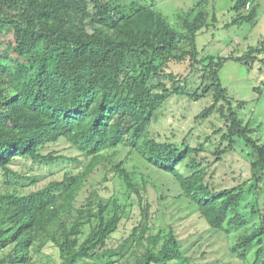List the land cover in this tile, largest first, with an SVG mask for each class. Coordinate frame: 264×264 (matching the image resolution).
<instances>
[{"label":"trees","instance_id":"trees-1","mask_svg":"<svg viewBox=\"0 0 264 264\" xmlns=\"http://www.w3.org/2000/svg\"><path fill=\"white\" fill-rule=\"evenodd\" d=\"M208 4L203 0L172 22L148 0H0V264H36L35 255L50 245L60 264H203L188 254L161 209L154 210L149 187L160 190L150 175L116 162L122 147L172 176L177 198L215 234L244 228L242 202L247 193L259 195L252 210L259 225L231 251L246 261L260 244L253 264H264V144L236 111L245 103L235 108L220 80L226 62L252 67L264 45L240 57L203 56L197 37L208 25ZM232 12L229 26L256 20V0H236ZM185 63V74L171 69ZM177 98L210 99L195 121L215 116L222 125L196 145L194 132L179 141L156 131ZM63 141L89 162L86 170L26 192L37 178L16 171L15 162H78L46 152ZM240 149L250 167L248 190L217 176ZM99 170L102 186L120 182L121 198L102 197L92 187L80 200ZM165 199L160 193L158 202ZM129 208L140 211L137 226L113 246L122 223L132 219Z\"/></svg>","mask_w":264,"mask_h":264},{"label":"rangeland","instance_id":"rangeland-1","mask_svg":"<svg viewBox=\"0 0 264 264\" xmlns=\"http://www.w3.org/2000/svg\"><path fill=\"white\" fill-rule=\"evenodd\" d=\"M148 1L153 3L155 8L169 18L170 21L175 22L178 13L195 8L203 0ZM208 1L209 4L205 7L209 13L208 25L199 32L197 37V46L203 56L240 57L247 54L251 49L264 45V0H256V20L244 21L234 26H229V24L233 21L232 8L236 0ZM7 35L8 38H12L9 34ZM258 56L259 59L250 64L252 67L233 60L226 62L220 71V80L232 98L235 108L237 103H245L244 108H236V111L246 124H250L254 131L253 138L259 141L260 144H264V52ZM171 69L176 73L185 74L188 71V63L173 64ZM210 104V99L200 103L190 102L185 98L173 99L166 106L159 124L154 128L156 131H160L170 138L174 137L179 141L190 132H194L191 136V143L196 145L206 135L211 136L213 134L215 125H222L219 117L215 116L202 125L196 123V116ZM173 132H175V135ZM241 150L238 151L239 154L229 156L226 163L220 165L217 176L222 178L224 183L229 181L236 185H243V188L248 190L251 184V182L247 183L250 179V167L243 159L245 155ZM50 151H58L68 158L77 159L78 162L63 161L48 167L34 164L30 160L18 159L13 168L16 171L34 175L38 181L36 185L26 187V192L40 189L52 181L62 180L66 174L82 173L89 164L77 150L71 148L65 141L52 145L46 152ZM119 161H124L125 166L132 170L150 175L160 193L166 196L167 199L159 203L160 193L149 187V199L154 204V210L161 209L162 214H165V221L175 226L179 238L185 243V248L194 261L203 264H253L255 262L256 252L262 245L256 244L250 249L246 254V261H242L235 254H232L231 248L242 235L259 225V217L252 213L253 206L254 208L257 206L255 197L259 195L247 193L245 200L242 202L241 213L246 216L248 221L244 228L232 230L229 233L215 234L209 231L208 226L200 219L199 214L194 213L193 207L184 199L177 198L180 189L172 176L149 168L145 160L137 153H131L128 147L120 149L116 158V162ZM103 175L102 170L95 173L91 185L81 195L80 200L89 195L92 187L98 188L102 197L107 198L111 195L122 197L123 189L120 182H107L102 186ZM3 181L5 179L0 170V185ZM260 207L264 209V196L261 198ZM130 211L132 219L122 223L119 232L114 235V243L111 245H117L137 226L140 211L138 208H132ZM85 232H87V229ZM262 259L264 260V254ZM35 260L36 264H60L59 251L55 246L50 245L42 254L35 255Z\"/></svg>","mask_w":264,"mask_h":264},{"label":"built area","instance_id":"built-area-1","mask_svg":"<svg viewBox=\"0 0 264 264\" xmlns=\"http://www.w3.org/2000/svg\"><path fill=\"white\" fill-rule=\"evenodd\" d=\"M250 7H251V4L249 3V4L247 5V7H246V11H248V10L250 9Z\"/></svg>","mask_w":264,"mask_h":264}]
</instances>
